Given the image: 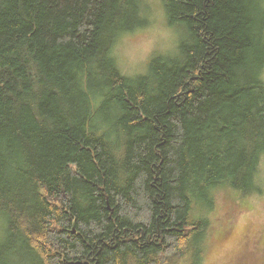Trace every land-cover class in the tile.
<instances>
[{
	"label": "trees",
	"instance_id": "16d2710c",
	"mask_svg": "<svg viewBox=\"0 0 264 264\" xmlns=\"http://www.w3.org/2000/svg\"><path fill=\"white\" fill-rule=\"evenodd\" d=\"M164 2L180 55L128 77L144 0H0V264H198L214 190L257 188L264 0Z\"/></svg>",
	"mask_w": 264,
	"mask_h": 264
},
{
	"label": "rangeland",
	"instance_id": "374dc122",
	"mask_svg": "<svg viewBox=\"0 0 264 264\" xmlns=\"http://www.w3.org/2000/svg\"><path fill=\"white\" fill-rule=\"evenodd\" d=\"M164 1L144 0L147 24L124 33L115 43L112 54L117 70L124 75L136 77L146 73L154 56L180 55L186 30L169 24ZM256 177L257 188L251 192L231 187L214 190L215 201L208 210L210 228L200 245L198 264H264L263 153ZM4 227L5 221L0 217V244L5 239ZM170 253L168 259L172 258Z\"/></svg>",
	"mask_w": 264,
	"mask_h": 264
}]
</instances>
